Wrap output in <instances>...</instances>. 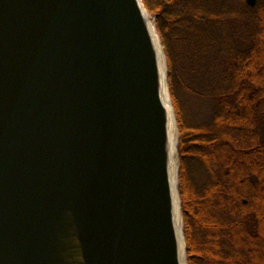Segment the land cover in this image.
I'll return each mask as SVG.
<instances>
[{
	"label": "water",
	"instance_id": "obj_1",
	"mask_svg": "<svg viewBox=\"0 0 264 264\" xmlns=\"http://www.w3.org/2000/svg\"><path fill=\"white\" fill-rule=\"evenodd\" d=\"M148 14L0 0V264H188Z\"/></svg>",
	"mask_w": 264,
	"mask_h": 264
},
{
	"label": "trees",
	"instance_id": "obj_2",
	"mask_svg": "<svg viewBox=\"0 0 264 264\" xmlns=\"http://www.w3.org/2000/svg\"><path fill=\"white\" fill-rule=\"evenodd\" d=\"M142 1L167 60L188 264H264V0Z\"/></svg>",
	"mask_w": 264,
	"mask_h": 264
},
{
	"label": "bare ground",
	"instance_id": "obj_3",
	"mask_svg": "<svg viewBox=\"0 0 264 264\" xmlns=\"http://www.w3.org/2000/svg\"><path fill=\"white\" fill-rule=\"evenodd\" d=\"M148 17L150 18V15L148 14ZM151 28L154 31V25L153 23H151ZM155 37L156 39L159 41L158 36H156V33L154 31ZM160 45V42H159ZM160 48L162 49L161 45ZM162 75H163V89H162V99L163 102L165 104V106L167 107L170 116H171V126H170V131H171V154L173 156V160H172V182H173V186L175 188V191L177 189V169H178V163H177V138H176V126H175V121H174V116H173V109H172V105H171V99H170V95H169V90H168V86H167V82H166V72H165V67H162ZM175 202H176V208H177V224H178V229H179V233H180V241L182 242V244H184L183 242V238H182V234H181V227H182V216H181V210H180V206H179V196L178 193L175 192ZM183 247V246H182Z\"/></svg>",
	"mask_w": 264,
	"mask_h": 264
},
{
	"label": "rangeland",
	"instance_id": "obj_4",
	"mask_svg": "<svg viewBox=\"0 0 264 264\" xmlns=\"http://www.w3.org/2000/svg\"><path fill=\"white\" fill-rule=\"evenodd\" d=\"M170 97H171V94H170ZM171 101H172V98H171ZM194 111L197 113V115H199V117H203V115L201 114V111H200V109L198 108L197 105H194ZM176 137L177 138L179 137L178 131L176 132ZM177 159H178V155H177ZM178 166H179V159H178Z\"/></svg>",
	"mask_w": 264,
	"mask_h": 264
}]
</instances>
